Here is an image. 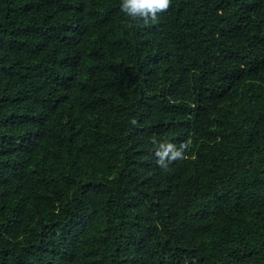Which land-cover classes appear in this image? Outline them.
<instances>
[{
    "label": "trees",
    "instance_id": "1",
    "mask_svg": "<svg viewBox=\"0 0 264 264\" xmlns=\"http://www.w3.org/2000/svg\"><path fill=\"white\" fill-rule=\"evenodd\" d=\"M120 3L0 0V264H264V0Z\"/></svg>",
    "mask_w": 264,
    "mask_h": 264
},
{
    "label": "clouds",
    "instance_id": "2",
    "mask_svg": "<svg viewBox=\"0 0 264 264\" xmlns=\"http://www.w3.org/2000/svg\"><path fill=\"white\" fill-rule=\"evenodd\" d=\"M168 5L169 0H121L120 8L133 20L142 17L147 22L149 16L155 19L156 13L166 9Z\"/></svg>",
    "mask_w": 264,
    "mask_h": 264
}]
</instances>
